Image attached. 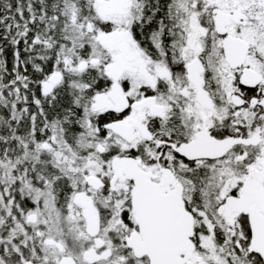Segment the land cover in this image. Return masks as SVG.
I'll return each mask as SVG.
<instances>
[{"label":"snow or ice","instance_id":"1","mask_svg":"<svg viewBox=\"0 0 264 264\" xmlns=\"http://www.w3.org/2000/svg\"><path fill=\"white\" fill-rule=\"evenodd\" d=\"M0 264H264V0H0Z\"/></svg>","mask_w":264,"mask_h":264}]
</instances>
